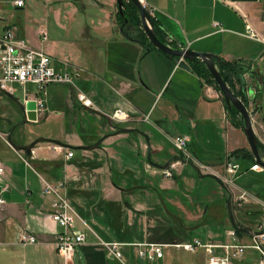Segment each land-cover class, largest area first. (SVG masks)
Wrapping results in <instances>:
<instances>
[{
    "label": "crops",
    "instance_id": "crops-1",
    "mask_svg": "<svg viewBox=\"0 0 264 264\" xmlns=\"http://www.w3.org/2000/svg\"><path fill=\"white\" fill-rule=\"evenodd\" d=\"M22 1L19 9L25 7ZM43 1L50 11L46 19L31 28L25 12L19 24L2 17L0 35L9 28L16 38L49 55L56 69L74 72L77 86L94 109L77 105L68 87L50 86L45 116L33 124L24 120L20 108L27 104L23 90L17 88L12 96L0 93V162L10 186L0 207V264H64L55 248L62 229L47 217L54 198L42 196L41 188L42 181L57 184L66 179L67 200L79 217L74 229L84 235L69 264L205 263L203 252L179 257L169 251L172 248L165 249L162 260L141 261L136 248L129 246L121 249L119 261L108 255L101 242L171 245L201 239L222 244L233 230L241 243L249 244L258 224L264 223V168L250 171L257 163L241 118L227 109L219 90L197 75L189 62L178 66L175 58L129 39L136 32L117 23L116 0ZM143 2L153 9L152 19L167 46L212 54L245 74L264 77V0ZM247 28L258 39L246 37ZM42 29L47 34L44 42L38 38ZM239 85L235 80L232 92L247 106ZM27 86L28 102H33L35 88ZM246 90L252 91L251 108H258L252 127L264 161V81L256 84L250 77ZM117 108L128 114L126 122L116 124L110 119ZM37 125L42 130L33 133ZM122 129L137 132L122 133ZM175 134L189 138L192 160L222 175L226 157L237 150L247 153L236 158L241 174L234 185L201 180L213 175L174 153ZM7 136L19 147L37 138L57 140L63 147L40 143L26 154L11 148ZM96 143L99 146L91 151L82 149ZM67 151L73 153L69 160ZM176 161L180 164L171 178L154 166ZM242 194L245 201L239 199ZM181 199H187L186 204ZM22 234L34 237L36 243L21 244ZM245 255L234 263L242 264Z\"/></svg>",
    "mask_w": 264,
    "mask_h": 264
},
{
    "label": "built area",
    "instance_id": "built-area-1",
    "mask_svg": "<svg viewBox=\"0 0 264 264\" xmlns=\"http://www.w3.org/2000/svg\"><path fill=\"white\" fill-rule=\"evenodd\" d=\"M150 17L153 16V9L147 8L143 0H139ZM23 1H14L15 8H22ZM218 27V24H214ZM246 37L250 39H258L256 33L247 28ZM40 41L47 39L44 29L38 33ZM77 75L67 68L56 69L52 60L45 52L40 49L33 48L25 40L18 39L11 29L5 28L0 35V93L12 96L17 88L23 90L24 103L30 99L26 93V86L32 85L35 88L34 97L31 99L35 104V120L29 121L37 124L40 119L45 116L47 111L45 97L48 87L64 86L68 87L73 93L74 102L83 109H94L91 100L76 84ZM247 97V95H246ZM249 101L247 108L252 110ZM110 119L116 123H123L129 119L128 114L120 108L115 109ZM187 136H176L172 139V144L178 151L179 156L185 162H192L199 171L210 173L222 181L224 185L233 186L237 178L241 174V166L239 162L229 156L223 162V175L205 164L192 160L187 151L189 143ZM73 157L71 151L65 153V159L69 160ZM180 161L170 164L169 168L163 170L165 178H171L175 165ZM262 167L255 164L250 167V171H261ZM5 167L0 162V207L5 204L4 195L10 191V186L5 182ZM42 196H52L54 198L51 205V212L48 218L62 229V232L56 236L55 248L57 254L63 259L64 264H69L76 253L79 246L84 243V235L80 231L74 229L76 221L79 219L76 212L71 208L66 193V180L57 184H50L42 181ZM240 200H246L245 194L239 197ZM264 212V204L262 205ZM229 241L222 244H212L201 239H193L187 243L177 244H153V243H134L126 244L119 242H101V246L105 249L109 256L122 261L121 249L129 246L136 248L137 258L141 261L153 262L162 260L166 248H172L177 251H183L189 254H197L203 252L205 256L204 264H233L241 260L247 250L255 251L258 254L257 264H264V223L257 226L256 232L252 234L249 244H243L237 238L235 232L230 230L227 232ZM19 242L23 245L35 244L34 237L22 234Z\"/></svg>",
    "mask_w": 264,
    "mask_h": 264
},
{
    "label": "water",
    "instance_id": "water-1",
    "mask_svg": "<svg viewBox=\"0 0 264 264\" xmlns=\"http://www.w3.org/2000/svg\"><path fill=\"white\" fill-rule=\"evenodd\" d=\"M124 1L131 3L136 8V10L139 14L141 29H142L144 35L146 36L147 40L149 41V43L156 50H158L162 54H165L167 56H171V57L175 58V62L178 66L184 65L185 62L195 63L196 61H200L205 66L209 76L213 79V81L215 82V85L219 89V92L222 95L224 104L226 105L227 109L233 108L237 112V114L240 116L241 122L243 125V127H242L243 133L245 135V138H246L248 147L250 149V152H251L255 162L258 165H260L262 168H264V161L261 160L259 153H258V149H257L258 140L255 136V133H254L253 127H252V117L257 114L258 108L249 110L247 108V106L244 104V102L235 93L232 92V90L230 89L228 84L223 80V78L220 75V70H219L220 65L223 63V61L221 59H219L217 56L212 55V54L197 53V52L191 51L189 49H175V48H172L170 46H167L166 44L161 42L159 40V38L157 37V35L154 31V26L152 24V18L150 17L148 12L145 10V8L142 6V4L139 2V0H116L117 12L120 15H122V9H123V5H124ZM121 31L123 32V29H121ZM214 61L217 62L218 66H215ZM250 77L254 79L256 84H262L264 81V77L257 76L253 72H249L248 74L243 73L242 75L239 76V80H240V86L239 87H240L241 91L247 95L248 99H252V91L246 90V82H247V79H249ZM231 80H232V77L230 76L229 81H231ZM20 108H21V110H23V108H24V120L25 121H34L35 120V113H34L35 104H34V102H27L25 107H20ZM120 132H122V133H133V132H137V131L122 129ZM6 141H7V144L11 148H13L15 151H25L26 154H29L30 151L34 148V146L37 144H40V143H50V144H54V145L63 147V145L59 141L53 140V139H48V138H37L31 144L24 146V147L16 146L13 143V141L11 140L10 136H7ZM98 146H99V143H96L92 146L85 147L82 149L91 151L92 149H95ZM154 166L160 170H166L169 168L168 164H165L163 166L154 164ZM197 172H198V170H197ZM203 177L211 178V179H213V180H215L221 184V182L213 176L208 175V176H203ZM227 210H228L229 219H230L232 225L234 226V221H233V217L231 214V209H230L229 204H228Z\"/></svg>",
    "mask_w": 264,
    "mask_h": 264
},
{
    "label": "rangeland",
    "instance_id": "rangeland-1",
    "mask_svg": "<svg viewBox=\"0 0 264 264\" xmlns=\"http://www.w3.org/2000/svg\"><path fill=\"white\" fill-rule=\"evenodd\" d=\"M14 1L15 0H0V18L4 17V18L8 19L12 23L19 24L23 20V12H25L26 13V15H25L26 23H28L31 28H34L35 23L39 22L41 18L46 19V15L48 14L47 12L50 13V11L47 10L48 7L44 3L43 0H24L25 1L24 9H16L13 6ZM124 2H127V1H124ZM125 21H124V24L129 26L131 29L133 28L135 30L136 34H137V31H139V32H141L144 35V33H143L142 29H141V26H138V29H136L134 26H132L129 23L128 20H125ZM169 80H171V78ZM172 87H173V85H171V87L168 89V93H169L170 90H172ZM27 89L28 90H34V86L28 85ZM231 90H233V89L231 88ZM245 96H246V94H245ZM31 130L33 131V133H36V131H39V130L41 131L42 129L40 128L39 125H37V126H33V128ZM188 134L190 135L189 130H188ZM176 136H183V135L175 134L174 137H176ZM166 147L169 148L168 143H166ZM171 148L173 149L174 153L178 154V151L176 150V148L174 146L173 147L171 146ZM193 177H194V179L199 180L198 176L196 175L195 172H193ZM201 180H203V181L204 180H209L208 182H211L212 179L205 178V179H201ZM197 194H201V193H197ZM181 200H182L183 203L186 204L187 199H181ZM169 211L173 214V209L170 208ZM169 251L175 252L176 256H179V257H181V256H185V257H188V258H192L193 257L189 253H186V252H183V251H177V250H172V249H169ZM254 252L255 251H252V250L248 251L247 250L245 252L247 257L245 258V260L243 261L242 264H257L258 257H256V255H255L256 252L255 253ZM249 255H250V257L248 258ZM234 264H241V262H239V263L237 262V263H234Z\"/></svg>",
    "mask_w": 264,
    "mask_h": 264
},
{
    "label": "trees",
    "instance_id": "trees-1",
    "mask_svg": "<svg viewBox=\"0 0 264 264\" xmlns=\"http://www.w3.org/2000/svg\"><path fill=\"white\" fill-rule=\"evenodd\" d=\"M125 20H128L129 23L132 26H134L136 29H138V26H140L139 14H138L136 8L129 2H124L123 9H122V15H120L118 12H116V21L119 25L123 26ZM152 24L154 26V31H155L157 37L159 38V40L161 42L164 43V41L162 40V37L160 36L158 25H157L156 21H154L153 19H152ZM121 29H123V27H121ZM123 33H126V31L124 29H123ZM129 39L137 41L141 45L147 46V47L155 50V48L147 40L146 36H144L139 31H137V34L134 36L129 35ZM168 57L173 58L171 56H168ZM190 64H191L192 70L195 71V73L197 75L206 77L207 80L209 82H211L217 90H219L217 88V86L215 85V82L213 81V79L209 76L205 66L200 61H196L195 63H190ZM219 70H220L221 77L228 84L230 89L232 88L233 82L235 80H239V76L243 74L241 69H239L235 66H232L228 63L226 64L224 62L220 65ZM230 76L232 77L231 81H229ZM236 77H237V79H236ZM230 111L233 112L234 114H237V112L233 108H231ZM233 156H235V160H236V158H238L240 156H243V158H245L248 155L244 151L237 150V151L233 152V154L230 155L229 157L232 158Z\"/></svg>",
    "mask_w": 264,
    "mask_h": 264
},
{
    "label": "flooded vegetation",
    "instance_id": "flooded-vegetation-1",
    "mask_svg": "<svg viewBox=\"0 0 264 264\" xmlns=\"http://www.w3.org/2000/svg\"><path fill=\"white\" fill-rule=\"evenodd\" d=\"M239 82H240V80H239ZM240 86V85H239ZM240 91H241V89H240ZM242 92V91H241ZM243 93V92H242ZM244 94V93H243Z\"/></svg>",
    "mask_w": 264,
    "mask_h": 264
},
{
    "label": "bare ground",
    "instance_id": "bare-ground-1",
    "mask_svg": "<svg viewBox=\"0 0 264 264\" xmlns=\"http://www.w3.org/2000/svg\"><path fill=\"white\" fill-rule=\"evenodd\" d=\"M61 148V147H60ZM67 162V161H66ZM218 179V178H217ZM67 180V179H66ZM54 185V184H53Z\"/></svg>",
    "mask_w": 264,
    "mask_h": 264
}]
</instances>
